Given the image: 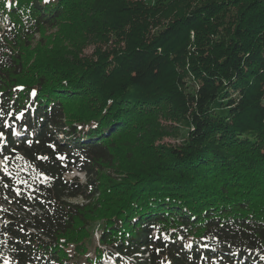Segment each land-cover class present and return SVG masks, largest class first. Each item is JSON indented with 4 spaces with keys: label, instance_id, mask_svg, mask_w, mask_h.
I'll list each match as a JSON object with an SVG mask.
<instances>
[{
    "label": "trees",
    "instance_id": "1",
    "mask_svg": "<svg viewBox=\"0 0 264 264\" xmlns=\"http://www.w3.org/2000/svg\"><path fill=\"white\" fill-rule=\"evenodd\" d=\"M0 25V264H264V0H0Z\"/></svg>",
    "mask_w": 264,
    "mask_h": 264
},
{
    "label": "rangeland",
    "instance_id": "2",
    "mask_svg": "<svg viewBox=\"0 0 264 264\" xmlns=\"http://www.w3.org/2000/svg\"><path fill=\"white\" fill-rule=\"evenodd\" d=\"M0 28H3V26L0 25ZM95 45L96 44H94V43L88 45L85 48V50H84V54L87 55V56L90 55L91 52L93 51ZM173 139L174 138H172V137L170 138L169 137V138L165 139L164 142H172ZM74 177L77 178L78 181L81 182V183H83L84 180H85L84 175L82 173L78 172V171H74L72 174H70V175L67 176L68 179H71V178H74ZM98 237H99V231H98L97 228H95L93 230L92 239H91V242H90L91 243L90 245L92 246L91 251H90L91 253L93 251V245H96V243H97Z\"/></svg>",
    "mask_w": 264,
    "mask_h": 264
},
{
    "label": "snow or ice",
    "instance_id": "3",
    "mask_svg": "<svg viewBox=\"0 0 264 264\" xmlns=\"http://www.w3.org/2000/svg\"><path fill=\"white\" fill-rule=\"evenodd\" d=\"M43 2H44V4H48V3H50V0H43ZM32 94L35 95V92H33ZM2 136H3V133H0V137H2ZM5 159H7V157H5Z\"/></svg>",
    "mask_w": 264,
    "mask_h": 264
}]
</instances>
